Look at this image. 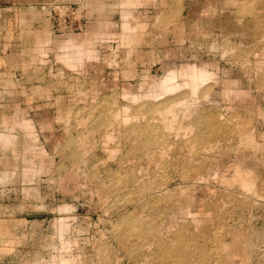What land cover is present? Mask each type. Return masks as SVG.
I'll use <instances>...</instances> for the list:
<instances>
[{"label": "rangeland", "instance_id": "rangeland-1", "mask_svg": "<svg viewBox=\"0 0 264 264\" xmlns=\"http://www.w3.org/2000/svg\"><path fill=\"white\" fill-rule=\"evenodd\" d=\"M0 134V264H264V0H0Z\"/></svg>", "mask_w": 264, "mask_h": 264}, {"label": "bare ground", "instance_id": "bare-ground-1", "mask_svg": "<svg viewBox=\"0 0 264 264\" xmlns=\"http://www.w3.org/2000/svg\"><path fill=\"white\" fill-rule=\"evenodd\" d=\"M180 77H181L183 83H187V84H189V86L191 85V86L196 87L197 84L201 83L202 81L209 79L211 77H216V70L211 66L210 67L199 66L198 64H188V65L183 66L181 68L170 67L164 73V75L159 79L156 86H154V89L152 90L153 96L156 97L155 93H162V92H165L166 90L172 89L175 85L178 84V82H179L178 79ZM149 92L151 93V91H149ZM150 95L152 97V94H150ZM163 95H166V94H163ZM147 96H149V95L147 94ZM134 97H135V99L136 98L138 99V96H134ZM245 180H247V179H245ZM247 182H248V180H247ZM252 185H253V183H252Z\"/></svg>", "mask_w": 264, "mask_h": 264}, {"label": "crops", "instance_id": "crops-1", "mask_svg": "<svg viewBox=\"0 0 264 264\" xmlns=\"http://www.w3.org/2000/svg\"><path fill=\"white\" fill-rule=\"evenodd\" d=\"M70 41L71 40H69V42L67 44L68 45L71 44V48H73V49L76 48V49H74V53H73L72 59L74 57H78L79 58V56H80L79 54H83V49H81L80 46H78L77 44L70 43ZM198 65L199 66H208V67L211 66V67L214 68L213 64H211V63H204V64H198ZM158 81L153 86H156V84L158 83ZM25 124H27V123L25 122ZM0 139H1V141H0L1 144L0 145H7V144H9L11 142V140L13 139V136L10 135V134H6V135L5 134L4 135L0 134Z\"/></svg>", "mask_w": 264, "mask_h": 264}]
</instances>
